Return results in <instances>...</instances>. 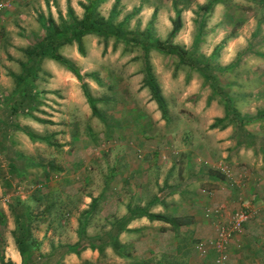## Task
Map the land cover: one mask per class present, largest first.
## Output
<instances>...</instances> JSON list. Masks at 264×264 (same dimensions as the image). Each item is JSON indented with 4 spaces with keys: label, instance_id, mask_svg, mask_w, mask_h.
<instances>
[{
    "label": "rangeland",
    "instance_id": "obj_1",
    "mask_svg": "<svg viewBox=\"0 0 264 264\" xmlns=\"http://www.w3.org/2000/svg\"><path fill=\"white\" fill-rule=\"evenodd\" d=\"M148 1L150 5L165 7L168 14L172 13L173 17L163 18L162 24L157 16L153 20V35L161 40L166 38V32H163L162 28H167L168 21L170 23L175 17L174 6L180 10L192 5L196 6L197 10L198 6L197 0ZM203 1V4L207 2ZM120 7L121 13V2ZM11 8L12 6L0 12V183L3 188L0 193V264L8 260L18 262L17 264H159L160 253L143 255L145 246L148 245L143 239L137 246L134 242L126 244L127 250L133 246L132 251L128 250V257L121 256L122 258H118L116 252L109 249L114 248L112 245L87 239L88 234L93 232L104 233L111 230V202L115 199L112 195H115L116 191L124 194L122 189H117L112 194L107 193L104 200L98 203V207L96 204L95 208L90 209L91 215L80 242L73 240V231H77L75 223L81 219L83 212L90 208V203L84 201L85 196L93 198V195L103 188L105 180L109 181V189L115 182H119V176L111 175L113 171L126 169L131 163L137 165L147 162L151 158H171L172 151L169 152V148L165 145H155L167 132L177 134L178 139L184 136L185 132L187 137H192L190 122L192 119L198 122L203 120L205 107L200 109L199 105L203 101L205 90L210 87L202 76L188 65L181 64L177 57L150 50L151 69L158 82L163 85L169 105L177 108L181 115L177 114L179 117L175 122V113L168 109L169 122L161 128L149 124L147 136H151L152 140L144 144L139 138L141 130H130V127L126 126L128 122L135 124L138 118H142V121H138L140 124L147 122L143 113L137 112L140 109L135 108L145 106L150 93L143 85L145 72L142 48L139 45L115 42L114 38L108 39L106 44L101 39L97 41L92 38L84 43V55L79 54L81 63L77 66L83 75L81 81L86 82L89 93L98 99L96 105L99 115L102 119L104 117L106 122L91 115L90 106L81 89V81L64 66L47 58L39 62L37 73L32 78L29 87L32 99L25 98L16 104H10L14 102L12 92L17 82L13 74L24 72L25 67L21 62L27 61L25 49L38 41V35L41 34L27 33L18 20H6L4 12ZM192 21L194 31L190 36L197 37V44L187 49L191 56L202 55L212 47L220 45L216 55L210 54L217 64L223 44L235 37L242 35L246 40L242 43L248 42L252 45V48L239 49L232 62L219 63L221 69L216 70V76L219 84L234 100L233 104L238 110L253 115L258 108H264V97L259 95L264 91V0H222L214 4L210 12H196ZM157 24L160 31H154L157 30ZM135 26L138 28L141 23L137 22ZM252 30L255 33H251ZM187 36L189 35L186 34ZM85 73H93V77H87ZM194 75L201 80L197 89L199 92L188 94V98L187 95L181 97V94L187 91ZM212 98L219 106L224 104L219 95L212 94ZM80 100L82 106L88 109V118H91L96 126H86L87 122L82 113H75L74 106L79 107ZM189 105L199 111L192 113L187 109ZM50 109L65 113L63 115L72 114L75 116L73 120H77L78 115H81V120L84 121L80 125L77 122L72 124L69 129L50 127L47 122V116L52 115L48 111ZM21 117H31L33 122L25 123ZM258 122L261 121L248 124L250 137L246 141L252 140L250 143L260 150L264 147V123L258 126ZM131 131L136 134L138 132L135 135L137 138L128 137L134 136ZM121 153L124 154L123 162L126 166H118L121 161L116 156ZM203 161L202 159L198 162ZM160 169L155 167L154 171L159 172ZM37 190L47 194L43 204L31 200ZM257 199L256 196V199L250 202L255 203ZM87 200L90 202V199ZM49 201L52 202V208L45 211V205H48ZM24 202V215L36 246H31V250L23 257L16 246L15 233L18 231L16 214L23 211L22 206L18 205ZM82 204L86 206L82 207ZM257 213L258 211L247 222L252 221ZM257 216L264 221L261 213ZM261 227L257 230L253 225L247 228L243 225L239 235L241 244H238L239 241H233L231 246L235 249L232 253L229 248L227 264H264V224ZM200 239L205 238L193 239V243ZM92 242L103 244V253L83 257L81 246ZM67 245H72V248L69 249ZM17 254L19 257L15 261L14 255L18 256ZM206 259L207 264L213 263L211 255ZM170 260L173 264H181L178 258Z\"/></svg>",
    "mask_w": 264,
    "mask_h": 264
},
{
    "label": "crops",
    "instance_id": "obj_2",
    "mask_svg": "<svg viewBox=\"0 0 264 264\" xmlns=\"http://www.w3.org/2000/svg\"><path fill=\"white\" fill-rule=\"evenodd\" d=\"M80 2L86 4L88 1L13 0L12 8L5 11L4 16L6 17V20L8 18L10 20L20 21V24L25 28L27 33H41L38 35V38L41 39L44 36V30L38 20L40 14H43L45 17L50 15L59 23V17H62L64 20L69 18L68 6H70L75 16L81 19L84 16L85 10L80 5ZM114 2L115 0H102L98 5V12L102 16L108 17ZM120 2L121 5H123V9L121 13L119 12L115 22L121 21L125 15L134 10V15H132L131 18L133 19V22L131 23L130 19L129 25L127 26V28L131 30L141 31L145 29L155 10L160 24L164 23L163 18L167 16L173 17L172 13L168 14L166 12L164 6V8H160L150 5V1L148 0H143V2H141V0H120ZM196 2L198 5L204 3L203 0H197ZM134 7L137 8L135 9ZM120 8L119 4V11ZM195 10L196 6L194 5L181 10L182 26L173 38L174 43L180 44L186 49L191 45L197 44V37L194 36L191 38L190 36V33L194 31V21H192V18L195 16ZM137 22L141 23V26L138 28L135 26ZM163 28L162 31L166 32L167 37L172 28L171 21L170 23L168 21L167 28ZM158 30L160 31L157 24V30L154 29V31ZM251 33L255 32L252 30ZM186 34L189 36L186 37ZM92 38L97 41L99 40V37L94 34L83 36V46L86 41H90ZM244 40L245 39L241 35L235 37L232 41H228L225 45L223 44L217 63L228 64L233 61L239 49L245 47L252 48V45L248 44V42L242 43ZM214 47L205 53L203 52L204 55L209 58ZM59 51L65 57L71 59L75 64L77 63L76 65L81 63L79 62V60H81L79 56L80 52L78 51L76 42L73 41L72 43L61 46ZM199 80V77L194 75L190 85L187 87V91L184 92V94H181V97L187 95L186 97L188 98V94L199 92L197 90L201 81ZM160 86L162 93L166 98L167 108L170 112L175 113L173 116L175 118L173 119L176 122V119L178 120V117L181 114L177 111V108L169 105L168 95L164 90L163 85L160 84ZM205 91V96L202 97L203 101H201V105H199L200 109L205 107V110L203 111V120L198 122L195 119H192L190 122L189 130H191V135L195 140L191 139L192 137L190 138V136L187 137V132H185V135L179 139L176 137L177 134L167 132L165 133V136L158 139V142L155 145H165V147L169 148V152L172 151V154L170 153L171 158L163 160L151 158L149 161L137 165L133 163L128 165L125 164V162H123L125 160L123 159L124 154H119L116 156L119 158V161H121L118 166L122 164L123 166L127 165L126 169L115 170L111 174L113 176H119L120 180L117 178L119 182L117 184L115 182L109 189V181L105 180L103 188L98 194L93 195V198H97L96 204L98 207V203L104 200L107 193H115L114 191L117 189H122L124 192V194L121 195V193L116 191V194L112 195L115 196V199L111 202L113 219L111 220V225L109 227L111 230L108 233L111 237H116L121 245L126 246L123 249L118 250L115 247H109V249L116 252L118 258L128 257L124 252L128 250L132 251L133 246H130L127 250L128 245L126 244L134 242L137 246L141 239H143L148 243V245L145 246L146 248L143 251V255L160 253V256L158 257V259H160L159 264H173L170 258L180 259L179 263L181 264H207V256H201L196 250L195 243H193V239L199 237L207 239L212 237L215 233L214 222L216 216L213 214L206 216V210L222 207V212L218 218L227 220L230 214L237 210L243 201L250 202V200H255L257 196L258 201L250 203H252V205L254 204L255 212L258 211L257 215L261 213L264 216V147L262 146V148L258 150L252 143H250L253 142L252 140H249V142L246 141L247 138L250 137L248 124L244 126L245 131L227 121L215 127H210L215 121V118H222L225 112L224 105L219 106L217 101L213 98H211L210 101L208 100L209 96H211V90L208 89ZM148 94V103L145 104V106L135 107L140 109L137 112L143 113L144 119L147 122L140 124L138 121H142V118H138L135 124L134 122L126 123V126L130 127V130H137L136 128L141 130L142 133H139V138L144 144L152 140L151 136H147L148 127L150 126L149 124L153 125L152 127L159 126L161 128L165 127L169 122V117L167 119L163 118L156 102L151 100V95L150 93ZM259 95L264 97V91ZM207 101L209 102L207 103ZM52 107L56 106L52 105ZM74 108L75 113H82L81 115L85 117V121L87 122L86 126H96L95 122H92L91 118H88V109L82 106L81 100L79 107L76 108L74 106ZM187 109L192 113L199 111L198 108H195L192 105H189ZM262 109V116L258 117L256 120L261 121L258 122V126H261V124L264 123V108ZM258 110H261V108H258ZM258 110H256V113ZM48 111L52 114L47 116V122L49 123L48 126L50 127H63V129H69L72 124L77 122V124L80 125L82 121H84L81 120V115H78L77 120H73L75 116H72V114L63 115L65 113L52 109ZM239 111L243 114L248 113L242 112L241 110ZM177 114L179 116H177ZM21 120L25 123L33 122V118L31 117H28L27 119L21 117ZM56 120H62L63 122L57 123L55 122ZM97 120L106 122L104 117L103 119L98 117ZM200 129L202 130L200 131ZM133 132L134 131H131V134H134V136L129 135L128 137L137 138L135 135H137L138 132L137 134ZM141 134L143 136H141ZM202 159L207 161L199 163L198 161ZM127 161L129 162V160ZM138 165H140V167H138ZM155 167L161 168L159 172L154 171ZM2 191L3 188L0 183V193ZM84 199L85 203L91 204L92 198L85 196ZM87 199H90V202ZM81 206L85 207L86 205L82 204ZM129 207L133 210V217L126 221ZM137 209H139V212L146 210L150 213H160L169 217L178 218L181 225H172L171 223L162 220H150L145 214L137 215ZM201 211L203 215H201ZM257 215L252 221L246 222L244 227L247 228L249 225L250 227L253 225L257 230L261 229V225L264 224V221ZM184 216H186V218H184ZM77 224H79V221L75 223V230L78 229ZM241 232L234 237L237 243L238 241L240 242L239 235H241ZM105 233L106 232H93L92 234H88L89 236L87 239L98 241L99 237H103V239L105 238L103 235H106L108 238V235ZM141 235H143V237H141ZM247 236L248 235H246V237ZM79 238L78 232L73 231V240L77 242ZM242 239L244 240V237ZM238 244H241V242ZM231 247L230 251L232 250L233 253L235 248ZM81 252L83 253V257H90L95 253H99L97 248L92 249L89 245L84 247ZM209 255L212 256L213 262L215 253L211 252ZM14 257L16 259L15 261H17L19 255H14ZM117 264H125V262H117ZM235 264L238 263L236 262Z\"/></svg>",
    "mask_w": 264,
    "mask_h": 264
},
{
    "label": "trees",
    "instance_id": "obj_3",
    "mask_svg": "<svg viewBox=\"0 0 264 264\" xmlns=\"http://www.w3.org/2000/svg\"><path fill=\"white\" fill-rule=\"evenodd\" d=\"M87 1L88 2L86 4L80 2V5L85 10L84 16L81 19L75 16L70 6H68L69 18L67 20H64L62 17H59V23L56 22L50 15L45 17L43 14H40L38 16V20L44 30V36L38 41L34 42V44L30 48L25 49L27 61L21 62L22 66L25 67V70L19 75L13 74V76L16 77L17 82L16 87L12 92V98L14 102L10 104H16V102H18L19 100H24L25 98L32 99L29 92V87L32 84V78L35 77L37 73L39 62L43 58L54 60L55 62L64 66L67 70L71 71L79 81H81L83 79V75L80 74L79 68L71 59L65 57L62 53H60L59 48L74 41L77 43L78 51L82 55H84L85 49L83 46L82 38L87 34H94L98 36L99 39H101L105 44L107 43L108 39L114 38L115 42L121 41L126 45H139V47L142 48V59L145 72L143 85L148 88L151 95V100H154L156 102L158 109L161 111L164 119L168 118L167 102L165 96L162 93L161 86L151 69V63L149 61L150 50H155L165 55L175 56L178 58L181 64L188 65L200 76H202L204 82L207 83L211 89V96H209L208 99L209 101L210 98H212V94L219 95L223 98L225 114L222 118H215V121L210 125V127H215L227 121L235 125L237 128H242L243 130L245 125L256 121L258 117L262 116L263 109L258 110L256 114L252 115L248 113L243 114L236 108V106H234V100L218 82L216 70L218 71V69H221L220 65L218 63L216 64V62L211 57L208 58L204 54L199 56H191L184 46L173 42V38L176 36L182 26L181 10L176 6H174L175 17L171 20L172 28L169 31L167 37L164 40H161L153 35V20L156 16V10L153 12L152 18L148 22V25L145 29L141 31L131 30L128 29L127 26L129 25V20L132 18V15H134V10L131 13L125 15L121 21L115 22L116 17L120 12L118 9L120 0H115L108 17L102 16L97 10L98 5L102 0ZM221 1L222 0H207L205 4L197 6L196 12H210L213 5ZM219 48L220 45H216L213 48L211 55H216ZM84 75L87 77H93V73H85ZM81 89L86 97L87 103L90 106L92 114L102 119V117L99 115V111L96 105L98 99L93 97L89 93L86 82L81 81ZM209 101H207V103ZM26 134L31 137L33 136L29 133ZM46 195V193L43 194V192L37 190L33 194L31 200L36 203L43 204ZM96 203L97 198H92L89 210L83 212V216L79 220L77 229L80 237L78 240L79 242L81 240V236H84L85 234V228L91 215L90 209L95 208ZM25 205V202L18 205L22 206L23 211H21L19 214H16V224L18 226V231L15 233V243L19 253L23 257L25 256V253H27V251L31 250V246H36L34 240H32L30 236L28 220L24 215L25 208L23 207ZM51 208L52 202L49 201L48 205H45V211H50ZM136 211L137 215L145 214L150 220H162L165 222H169L172 225H181L179 223V219L175 217H169L165 214L160 213H150L146 210L139 212V209H137ZM132 212L133 210L129 207L126 221L130 220L133 217ZM109 232L110 231H106L105 233L108 235V238L106 237V235H103L107 238V240H103V237H99L98 241H103L104 244H110L117 250L126 247L125 245H121L116 237H111L108 234ZM87 245H89V247L92 249L97 248L99 253H103V244L92 242L81 246V248H84ZM67 246L70 247L69 249L72 248V245ZM124 253L125 255H128V251H125ZM1 264L17 263L8 260L6 262L2 261ZM21 264L25 263L22 262Z\"/></svg>",
    "mask_w": 264,
    "mask_h": 264
},
{
    "label": "built area",
    "instance_id": "obj_4",
    "mask_svg": "<svg viewBox=\"0 0 264 264\" xmlns=\"http://www.w3.org/2000/svg\"><path fill=\"white\" fill-rule=\"evenodd\" d=\"M13 0H0V12L12 6ZM242 206L233 211L227 220L218 218L222 212V207L208 209L205 215H215V234L207 239L197 240L195 247L197 252L203 256H208L211 252L215 253L213 264H227L229 248L243 228L245 222L255 214L252 203L243 201Z\"/></svg>",
    "mask_w": 264,
    "mask_h": 264
}]
</instances>
